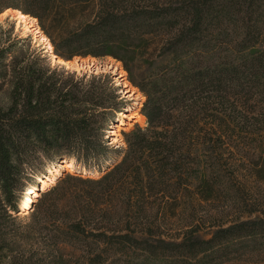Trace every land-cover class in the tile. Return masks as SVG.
Returning a JSON list of instances; mask_svg holds the SVG:
<instances>
[{
	"label": "trees",
	"instance_id": "trees-1",
	"mask_svg": "<svg viewBox=\"0 0 264 264\" xmlns=\"http://www.w3.org/2000/svg\"><path fill=\"white\" fill-rule=\"evenodd\" d=\"M232 9L216 15L207 0H0L1 15L13 10L37 20L58 59L111 57L122 63L129 82L146 99L139 116L147 122L123 132L126 146L115 150L122 158L100 178L67 173L46 188L28 209H35L29 223L0 233V255L12 253L10 264H68L60 247L65 245L74 264H213L222 257L212 254L216 246L244 238L250 240L246 248L260 246L264 217L216 228L209 240L191 230L181 241L159 237V252L151 249V231L140 232V239L102 227L118 217L119 206L139 217L158 203L178 204L157 199L168 190L188 194L195 186L199 200L208 201L218 188L214 176L221 175V167L213 163L209 147L227 135L229 93L247 88L264 99V44L250 47L261 28L251 22L264 15V0H238ZM223 17L228 26L216 31ZM19 44L0 49V79L11 83L10 105L0 108V213L11 225L23 222L18 214L25 211L26 197L19 204L15 187L25 165L36 172L31 160L38 154L51 163L31 185L38 189L40 179L64 171L48 172L58 164L75 170L76 163L90 169L108 161L112 150L98 115L107 112L108 97L124 103L110 76L87 82L83 77L84 86L76 88L74 74L65 67L45 64V50L20 47L5 64L7 51ZM116 113L119 118L125 111ZM259 166L252 177L264 176V164ZM57 201H63L62 209ZM53 209L62 215L53 218ZM38 237L45 240L46 260L34 261L21 247V242L39 243ZM126 245L133 253L121 248Z\"/></svg>",
	"mask_w": 264,
	"mask_h": 264
},
{
	"label": "rangeland",
	"instance_id": "rangeland-1",
	"mask_svg": "<svg viewBox=\"0 0 264 264\" xmlns=\"http://www.w3.org/2000/svg\"><path fill=\"white\" fill-rule=\"evenodd\" d=\"M207 1L213 3L216 15L220 14V12H217L218 10H221V14L230 11L235 12L232 7L238 3V0ZM224 9L226 10L225 12ZM35 24L39 27L38 22ZM251 25H259L261 27L259 32L255 34V37L250 39V47L254 44L258 47L261 42L264 44V15L255 17ZM0 26L4 31H0V49L10 46V43L14 41L19 40L20 42L17 48L12 47L11 50L7 51V55L3 59L5 64L11 62V59L17 55V49L20 47L27 52L43 50L42 43H39L35 39L32 32L24 31L23 28L18 26L12 14L7 18H2L0 14ZM226 26H228V17H223L220 22L215 23L214 28L217 31L219 28ZM36 28L34 27L33 30ZM47 55V63L45 64H49L51 68L57 66L65 67V70L71 75L74 74L75 78L72 80V85L76 86V88H82L84 86L80 81L83 77L86 78L85 81L87 82L94 76L107 75L110 76L114 86L118 89V94L121 96L120 100L123 99V104H115L114 100L109 97L106 98L105 106L108 110L104 114L102 113L103 115H98V120L103 124V139L112 150L107 156L108 161H103L98 167L86 169L74 160L76 163V166L73 163L75 167L74 172H68L62 168L64 171L55 173L58 179L63 178L67 173L85 179H98L106 173L109 167L121 160L122 157L117 155L115 150L119 147L126 146L123 132L133 130L137 124L142 127L146 126L147 122L140 124L141 122L136 120L137 114H141L146 99H143L142 94L140 92L138 93L134 89L135 87L129 82L128 74L124 71L125 69L122 63L111 57L96 58V60L94 58L84 59L78 57V60H85L88 65L92 64V61L98 64L102 70L96 72L88 68L78 71L69 69L63 64L54 63L52 56L50 54ZM76 59L74 58V60ZM116 68L119 69V72H116ZM124 83L128 85V88L125 87ZM233 90L228 95L229 102L225 107L226 117L229 121L228 127L226 128L227 135L222 141H213L209 147L214 152L213 163H217L221 167V175L218 176L216 174L214 176L215 186L218 188L214 190L210 200L200 201L199 193L201 191L195 186L190 188L191 193L188 194H184L182 191L175 193L174 189L168 190L165 195L161 194L157 196V199L163 198V200H170L171 202L177 201L178 204L165 208L162 203H158L154 208H150L144 216L139 217L127 207L123 208L119 206L117 209L118 217L112 220L107 226L105 224L102 227L115 231L118 230L122 234L131 233L140 239L142 238L140 232L149 233L151 231L152 237L150 238L148 234L145 237L150 238L152 243H150L151 249L159 252L160 248L156 245L155 240L159 237H162L166 241H181L183 234L191 230L195 235H201L205 240H209L212 238V233L216 228L227 227L235 222L243 221L251 217H264V176L260 178L251 176L254 173V167H260L259 165L264 164V99L256 97V95L254 96L255 92L247 88ZM10 91L11 83L9 78H1L0 108L10 105ZM126 91L131 92L127 93ZM116 109L125 111V119L121 118L120 115L117 118L118 113H116ZM120 119L121 122H118ZM114 140H117L115 144H113ZM64 160L70 159L64 157ZM31 161L37 168L36 172L26 170V168L29 169V164H26V168H23V172L15 187V194L19 204L26 196L30 197L29 192L34 188L30 191L28 189L31 185L37 184V176L44 174L47 167L51 164L41 154H38V157H33ZM52 178L53 181L50 179V185H47L49 188L58 181L57 179L55 182L54 176ZM35 188L39 191L40 198L44 191L41 187L38 189L37 187ZM82 191L80 189L77 193H81ZM56 203L61 209L63 208V201H57ZM34 210L32 209L25 214L19 213L18 215L23 222L18 221V223H13V225L2 220L3 214L0 213V227H2L0 233H10L9 231H13L15 227L19 229L20 224L25 225L29 223V218ZM46 212L43 214L45 215ZM50 212L53 213V218H58V216L60 217L62 215L56 209L50 210ZM5 222L6 228H4ZM38 238L39 243H36V241L29 243L21 242V247L26 250V255L34 256V261H38L39 259L46 260V256H44L46 247L42 246L45 240L41 239V237ZM257 239L259 240L260 246L256 250L246 248L247 245L245 244L250 241L246 240V238L233 240L227 247L216 246L212 254L216 255L215 257H218L217 255H221L222 257L217 258L213 264H264V237L258 234ZM60 247L66 251L65 259L68 260V264H74L71 256V247L65 245H61ZM121 248L130 250L132 253L134 251L130 249L129 245L121 246ZM214 252L219 253L215 254ZM12 255L10 252H7L5 257L0 255V264H10ZM47 260H54V256L47 258Z\"/></svg>",
	"mask_w": 264,
	"mask_h": 264
},
{
	"label": "bare ground",
	"instance_id": "bare-ground-1",
	"mask_svg": "<svg viewBox=\"0 0 264 264\" xmlns=\"http://www.w3.org/2000/svg\"><path fill=\"white\" fill-rule=\"evenodd\" d=\"M11 14L15 17V19H16V21L18 23V26H20L21 28H23L24 31H30V32H32L33 35L35 36V39L39 43H42V45H43L42 47H44L43 50H45L47 54H50L52 56L54 63L63 64L67 68L74 69V70H77V71L80 70V69H87V68L88 69H91V70H94L96 72H98L99 70H102V69H100V67L98 66V64L94 63L93 61H92V64H89L88 65V63L85 60H78V59H76V60H73V61H70V62H65V61H63L61 59H58L53 54V47H52L49 39L43 34V32L41 31L40 27H38L35 24V23H37V20H35V19H33V18L29 17V16H25V15H23L19 11H13V10H7L4 14H2V18H7ZM34 27H37V28L35 30H33ZM116 72H119V69L118 68H116ZM120 74H121V72H120ZM120 83H121V81H120ZM125 83H124L125 87L128 88V85H126L127 83L126 84ZM126 92L128 93V92H131V91H126ZM128 95H130V94H128ZM120 116L121 117L124 116V118H125V115L124 114H120ZM136 120L137 121L139 120L141 123L140 122H138V123H140V124H144L145 121H146L145 120V117L139 116V114H137ZM118 122H121V119L118 120ZM116 141L117 140H114L113 144H115ZM58 168H61V169L64 168L68 172H74V168H73V166L71 164L70 165L58 164V165L52 167L48 172L51 173L53 170H56ZM52 177H49V178L48 177H45V178L40 179L39 183L42 185V190L43 191L46 188H48L47 185H50L49 180L51 179L53 181V178ZM57 179H58V176L57 177L54 176L55 182H56ZM29 195H30V197H27L26 196L25 201L23 202V205L24 206H23V209L22 210H25V211L24 212H21V214L28 213V211H30V210H28L30 208V205L33 204L35 201H37V199L39 198V192L36 190V188H34L32 191H30V194ZM26 210H28V211H26Z\"/></svg>",
	"mask_w": 264,
	"mask_h": 264
},
{
	"label": "water",
	"instance_id": "water-1",
	"mask_svg": "<svg viewBox=\"0 0 264 264\" xmlns=\"http://www.w3.org/2000/svg\"><path fill=\"white\" fill-rule=\"evenodd\" d=\"M93 58H94V57H93ZM69 61H71V60H69ZM123 90H124V88H123ZM123 90H122V91H123ZM116 124H117V123H116ZM62 161H64V160L62 159L60 162H62Z\"/></svg>",
	"mask_w": 264,
	"mask_h": 264
}]
</instances>
